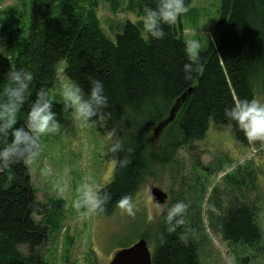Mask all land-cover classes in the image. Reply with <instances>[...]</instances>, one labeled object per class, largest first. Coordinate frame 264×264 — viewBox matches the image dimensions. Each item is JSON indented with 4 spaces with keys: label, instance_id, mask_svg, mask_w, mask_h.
Segmentation results:
<instances>
[{
    "label": "trees",
    "instance_id": "16d2710c",
    "mask_svg": "<svg viewBox=\"0 0 264 264\" xmlns=\"http://www.w3.org/2000/svg\"><path fill=\"white\" fill-rule=\"evenodd\" d=\"M53 3L28 1L27 23L22 25L26 43L16 52L12 47L10 57L0 53V89L10 70L24 69L31 75L29 95L17 113L19 125L35 94L51 85L58 62L65 61V76L85 98L92 80L102 82L107 105L92 118L101 122L108 137L110 132L114 134L104 155L113 163L112 180L97 190L98 195L110 196L100 215L114 211L122 196H129L133 202L151 165L180 166L177 153L189 152L212 126L230 128L235 140L249 149L259 147L260 141L249 143L235 122L229 124L224 109L242 99L259 101L264 97V0H221L212 40L199 50L195 62L185 54L179 18L174 25L162 26V40L143 33V10L156 7L159 0H128L126 9L132 20H105L103 26L96 13H70L61 19ZM190 3L185 0L186 7ZM5 18L0 17V27L11 36L8 29L13 19ZM189 63L192 69L185 79L182 68ZM185 92L173 120L153 138L154 128L168 117ZM116 140L122 147L110 153L108 148ZM38 148L37 144L34 151ZM24 160L0 168V264H45L39 249L49 229L35 218L59 208V204L34 200ZM121 160L126 161L123 167ZM244 186L240 177L237 189ZM242 199L233 195L223 208L209 209L210 224L224 240L252 246L261 237L255 221L256 205ZM165 213L157 222L151 264H200L196 238L202 228L199 211L189 216L194 227L184 222L171 234L165 231ZM141 237L148 239L147 234ZM20 246H25L27 253Z\"/></svg>",
    "mask_w": 264,
    "mask_h": 264
},
{
    "label": "rangeland",
    "instance_id": "374dc122",
    "mask_svg": "<svg viewBox=\"0 0 264 264\" xmlns=\"http://www.w3.org/2000/svg\"><path fill=\"white\" fill-rule=\"evenodd\" d=\"M28 1L0 0V17L13 19L8 29L11 36L0 27V53L5 57H10L12 47L16 52L26 43V29L22 25L27 23ZM127 3L128 0H54L53 6L61 19L70 13L83 16L96 13L103 26L105 20L132 17L126 9ZM220 5L221 0H191L188 11L178 17L185 43L197 40L202 49L212 40ZM64 67V60L58 62L54 80L46 89L53 100L60 129L55 134L40 136L35 157L24 160L34 200L59 204L57 210L35 218L49 229L39 249L40 259L45 264H108L114 252L135 242L142 234L148 235L147 247L152 253L157 222L162 213L177 202L187 205L182 218L192 227L189 216L195 214V210L200 213L202 233L201 230L196 233L200 264H264V142L249 149L239 144L226 126L219 129L212 126L189 152L179 151L176 160L180 166L151 165L132 202L133 216L118 208L108 215L89 214L83 207L75 209L73 201L78 198L77 189L87 184L97 191L108 184L112 180L113 163L104 157L109 137L101 122L94 118L74 120L71 110L65 112L62 102H57L60 91L74 85L65 76ZM259 101L264 103V97ZM247 174L252 178H245ZM240 177L245 186L237 189ZM151 186L167 193L164 204L152 201ZM233 195L240 200L247 198V202L256 205L255 221L261 237L252 246L224 240L219 230L210 224L209 209L223 208ZM19 249L27 253L25 246Z\"/></svg>",
    "mask_w": 264,
    "mask_h": 264
},
{
    "label": "clouds",
    "instance_id": "9594fccd",
    "mask_svg": "<svg viewBox=\"0 0 264 264\" xmlns=\"http://www.w3.org/2000/svg\"><path fill=\"white\" fill-rule=\"evenodd\" d=\"M188 11L185 0H159L154 8L145 7L141 18L143 33L153 40H162L165 37L163 25L171 26L177 18ZM200 43L197 40H189L185 45V54L189 60L195 62L198 59ZM192 64L183 65L184 78L190 77ZM31 75L24 69L10 70L7 73V82L0 89V168H8L17 162L31 156L35 157V146L42 135L55 134L60 125L53 111V100L43 89L35 94V99L29 107L26 118L22 124H17V113L24 106L28 93ZM60 101L65 112L74 120H90L106 107L107 97L104 95L103 84L100 80H92L87 97L81 95L78 86H65L59 93ZM224 117L231 125L235 122L238 131L243 133L249 142H264V103L256 99H242L230 107L224 109ZM114 133L110 132L109 137ZM122 145L119 140L112 143L108 151L116 153ZM123 167L126 161L121 160ZM42 174H45L42 170ZM78 198L73 201V207L79 210L85 208L89 214H99L104 211V203L110 199L107 194L98 195L87 184L77 189ZM116 207L122 213L133 216L134 205L129 196H122L116 201ZM187 208L183 202H177L169 207L164 214L165 231L169 234L183 225L182 216ZM150 219V218H149Z\"/></svg>",
    "mask_w": 264,
    "mask_h": 264
},
{
    "label": "water",
    "instance_id": "95a60500",
    "mask_svg": "<svg viewBox=\"0 0 264 264\" xmlns=\"http://www.w3.org/2000/svg\"><path fill=\"white\" fill-rule=\"evenodd\" d=\"M188 90L187 92H189ZM187 92L183 93L171 108L168 117L160 122L153 131V138H156L161 129L171 122L181 103L184 101ZM149 194L152 196V201L155 204L162 205L167 199V193L158 187L151 186ZM108 264H151V253L147 247V241L141 237L127 247H123L114 252Z\"/></svg>",
    "mask_w": 264,
    "mask_h": 264
},
{
    "label": "flooded vegetation",
    "instance_id": "af4514ba",
    "mask_svg": "<svg viewBox=\"0 0 264 264\" xmlns=\"http://www.w3.org/2000/svg\"><path fill=\"white\" fill-rule=\"evenodd\" d=\"M167 200V199H166ZM166 202V201H165Z\"/></svg>",
    "mask_w": 264,
    "mask_h": 264
}]
</instances>
